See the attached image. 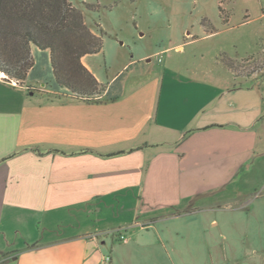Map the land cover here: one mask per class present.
<instances>
[{"label":"crops","instance_id":"crops-1","mask_svg":"<svg viewBox=\"0 0 264 264\" xmlns=\"http://www.w3.org/2000/svg\"><path fill=\"white\" fill-rule=\"evenodd\" d=\"M233 15L222 28L206 16L187 44L222 36ZM236 28L197 64L121 82L127 64L108 76L93 60L103 50L83 56L106 84L99 102L37 88L33 69L24 83L0 72V264H101L112 236L149 246L159 224L192 215L220 229L234 214L264 218V72L238 78L225 61L264 50V7Z\"/></svg>","mask_w":264,"mask_h":264},{"label":"rangeland","instance_id":"rangeland-1","mask_svg":"<svg viewBox=\"0 0 264 264\" xmlns=\"http://www.w3.org/2000/svg\"><path fill=\"white\" fill-rule=\"evenodd\" d=\"M70 2L83 12L86 23L94 32H104V52L93 58L95 64L100 66V71L104 75L112 76L127 64L118 80L120 82L146 68L159 71L164 66L176 69L177 66L197 64L199 54L196 52H201L218 41H234L241 36L242 28H236V24L243 19L247 8L255 16L264 7V0ZM231 13L234 15L226 26L231 29L222 36L187 44L186 31L198 30L201 20L208 23L211 19L222 28L221 17L226 18ZM255 23L256 21L249 26ZM246 27L243 28L246 30ZM180 43L185 44V52L181 53L176 49V45ZM155 52L159 53L151 57V63L146 58H141ZM33 55L35 65L30 76L31 83L37 88L40 87L39 82L48 83L47 88L51 84L57 88L49 53L36 50ZM195 56L197 58L194 59ZM159 57L161 62L158 61ZM226 61L238 78L264 72V50L259 49L257 52ZM59 93L47 92L51 98H57L61 94ZM228 217L234 220L226 229L209 226L200 214L192 215L188 219L159 224V228L165 231L161 233L160 240L151 239L154 243L152 245L145 246L144 241L148 240L135 235L131 236L129 242L123 243L119 235H116L109 237L107 245L102 249L106 254L113 252L115 264H264V218L247 217L245 213Z\"/></svg>","mask_w":264,"mask_h":264},{"label":"trees","instance_id":"trees-1","mask_svg":"<svg viewBox=\"0 0 264 264\" xmlns=\"http://www.w3.org/2000/svg\"><path fill=\"white\" fill-rule=\"evenodd\" d=\"M103 33L94 32L70 0H0V72L24 83L35 65V45L50 51L60 87L84 102H99L106 84L99 82L82 57L103 50Z\"/></svg>","mask_w":264,"mask_h":264},{"label":"built area","instance_id":"built-area-1","mask_svg":"<svg viewBox=\"0 0 264 264\" xmlns=\"http://www.w3.org/2000/svg\"><path fill=\"white\" fill-rule=\"evenodd\" d=\"M158 61L161 62L162 59L159 57V58H158ZM122 238H124V237L122 236ZM111 262H112L111 255L106 254V255H104V256L102 257L101 264H111Z\"/></svg>","mask_w":264,"mask_h":264}]
</instances>
